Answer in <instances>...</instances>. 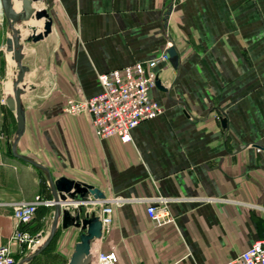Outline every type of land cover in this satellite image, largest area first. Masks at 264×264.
<instances>
[{
    "label": "crops",
    "instance_id": "crops-1",
    "mask_svg": "<svg viewBox=\"0 0 264 264\" xmlns=\"http://www.w3.org/2000/svg\"><path fill=\"white\" fill-rule=\"evenodd\" d=\"M33 6L51 21L36 41L45 17L12 24L0 16V244L15 229L9 204L36 195L53 200L49 176L102 191L96 215L101 201L112 203V223L91 249L116 251L117 264H223L262 238L264 0H34ZM13 7L19 11L21 2ZM12 28L20 35V65L28 69L20 84L21 134L5 104L19 67L6 51ZM171 47L175 55L157 64L159 85L150 89L163 112L141 121L129 141L100 138L89 114L64 111L68 99L102 91L99 75ZM13 147L24 165L15 163ZM150 204L170 221L151 219ZM74 228H62L59 251L67 262ZM12 249L25 259L27 248L23 256L17 245Z\"/></svg>",
    "mask_w": 264,
    "mask_h": 264
},
{
    "label": "built area",
    "instance_id": "built-area-1",
    "mask_svg": "<svg viewBox=\"0 0 264 264\" xmlns=\"http://www.w3.org/2000/svg\"><path fill=\"white\" fill-rule=\"evenodd\" d=\"M1 50V49H0ZM170 58L166 50L160 56L146 61H136L123 67L112 69L99 75L102 91L85 99H68L64 111L69 115L87 113L91 117L95 134L100 138L116 136L121 141L131 139V131L141 121L150 119L161 112L163 108L150 96V89L157 86L155 68L159 62ZM54 201L36 195L31 201L11 203L12 217L15 220V229L6 243L0 244V264H24L16 257L12 246L19 247L21 255L24 248L33 250L39 244L37 235L25 230L36 215L40 206L53 205ZM160 213L155 205L147 207V214L157 224L170 221L166 210ZM100 220L102 231L112 223L113 206L110 202L101 201ZM91 264H117L118 255L114 250L98 251ZM223 264H264V233L248 249L237 257Z\"/></svg>",
    "mask_w": 264,
    "mask_h": 264
},
{
    "label": "water",
    "instance_id": "water-1",
    "mask_svg": "<svg viewBox=\"0 0 264 264\" xmlns=\"http://www.w3.org/2000/svg\"><path fill=\"white\" fill-rule=\"evenodd\" d=\"M13 1L14 0H0V16L2 18H6L12 24H15L18 21H26L33 15L36 18L45 17L46 21L44 23L43 32L33 35V39L36 41L48 34L51 28V21L47 17L45 11L36 10L33 6L34 0H19L21 2V9L19 11L14 9ZM12 32V36L6 41V51L12 53L13 59L19 63V67L13 84V95L6 97L5 104L10 110L15 112L17 132L18 134H21L25 126V117L20 101V96L23 91L20 84L22 83L24 75L28 69L27 67L20 65L22 54L19 31L12 28ZM168 52L170 58L175 55V51L172 47ZM157 85H159V80H157ZM12 149L17 157L25 160L24 156L15 152L14 147ZM48 178L54 200V217L51 233L53 234L57 228L59 216L61 217L60 225L62 228L66 229L68 227H75L79 229V240L75 244L67 264H91L94 260V255L91 249L92 241L102 237V222L100 217L94 213L90 214L86 212L85 214H82L81 207L78 206L75 207L74 212L72 213L70 205L72 203L82 204V202L90 200H104L105 195L98 188L87 183L75 181L66 177L52 179V177L49 176ZM51 236L41 246L40 250L48 244ZM33 256L34 255L28 256L23 260H30Z\"/></svg>",
    "mask_w": 264,
    "mask_h": 264
},
{
    "label": "rangeland",
    "instance_id": "rangeland-1",
    "mask_svg": "<svg viewBox=\"0 0 264 264\" xmlns=\"http://www.w3.org/2000/svg\"><path fill=\"white\" fill-rule=\"evenodd\" d=\"M11 156H15V153L13 149L11 148ZM19 158V157H17ZM20 162H15L16 164H25V160L22 158H19ZM76 204V203H75ZM98 204H95L94 201H86L82 202V204H76V206L81 207L82 214H85L86 212L92 214L96 212V207ZM101 209V203L99 204ZM1 207L5 205H1ZM53 205L44 207L42 209H39L38 213L34 216V218L25 226V230L28 231L32 235H37L39 238V244L36 245V247L33 250H25V255L21 254L19 256H25L27 258L28 256H32L35 258H31L30 260H25L24 264H66L67 258H65L62 253H60V243L63 239V230L61 226H57L56 230L51 233L52 231V224H53V217H52V208ZM79 233L80 230L77 228H74L70 231V234H68V237L66 239H70L69 247L74 249L75 244L79 240ZM52 234V236H51ZM50 238V241L48 244L40 250L41 246L47 241V239ZM62 236V237H61ZM9 239V238H8ZM7 239V241H8ZM42 240V241H41ZM6 241V242H7ZM40 241L42 242L40 245ZM75 243V244H74ZM74 245V246H73ZM40 250V251H39ZM18 258V256H17Z\"/></svg>",
    "mask_w": 264,
    "mask_h": 264
},
{
    "label": "trees",
    "instance_id": "trees-1",
    "mask_svg": "<svg viewBox=\"0 0 264 264\" xmlns=\"http://www.w3.org/2000/svg\"><path fill=\"white\" fill-rule=\"evenodd\" d=\"M44 207H45V206H40V207L37 209L36 214L38 213L39 209H42V208H44ZM26 225H27V224H25V226H26ZM44 249H45V248H44ZM44 249H43V250H44ZM33 258H35V257H33ZM33 258H32V259H33Z\"/></svg>",
    "mask_w": 264,
    "mask_h": 264
},
{
    "label": "bare ground",
    "instance_id": "bare-ground-1",
    "mask_svg": "<svg viewBox=\"0 0 264 264\" xmlns=\"http://www.w3.org/2000/svg\"><path fill=\"white\" fill-rule=\"evenodd\" d=\"M42 242H40V245H41Z\"/></svg>",
    "mask_w": 264,
    "mask_h": 264
}]
</instances>
